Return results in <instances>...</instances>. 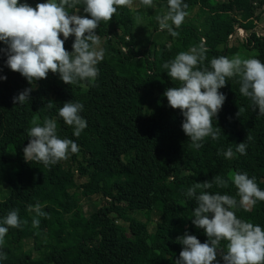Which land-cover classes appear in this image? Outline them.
Wrapping results in <instances>:
<instances>
[{"label":"trees","instance_id":"trees-1","mask_svg":"<svg viewBox=\"0 0 264 264\" xmlns=\"http://www.w3.org/2000/svg\"><path fill=\"white\" fill-rule=\"evenodd\" d=\"M19 2L35 7L45 0ZM156 3L167 14V0H153ZM182 4H187L188 15L179 28L172 25L179 35L166 29L167 41H151L143 50L138 47L130 6L118 7L110 21H101L95 31L103 40L104 58L97 64L94 81L68 85L58 73L49 72L46 79L29 83L7 66V45L0 41V77H6L0 78V226L8 227L3 221L11 211H17L20 219L19 228H8L0 246V255L7 258L0 264H178L184 248L178 237L187 233L201 243L208 239L193 224L197 204L187 196L190 187L204 182H213L212 188L197 189V195L207 191L234 197L237 218L264 229V201L246 208L232 182L234 174L246 173L264 190V115L241 94V77L226 78L219 89L225 100L212 119L214 130L221 129L219 138L205 137L196 148L182 129L183 114L170 107L164 95L180 82L163 67L203 40L208 51L198 68L211 70L213 58L232 59L230 35L238 28L246 33L240 51L250 55L242 59L264 63V34L254 29L264 0H182ZM195 9L196 16L189 20ZM69 11L91 18L82 0ZM73 41L74 36L65 40L68 51ZM25 89H31L29 100L14 103ZM65 102L83 105L79 114L87 127L79 137L73 135L74 126L59 116ZM45 119L56 122L59 138L79 146L77 153L69 152L67 159L48 166L26 161L23 154L29 130L43 126ZM240 142L246 144L244 155L236 152ZM229 149L231 158L225 156ZM216 177L226 185L215 184ZM76 178L83 182L78 184ZM81 188L102 194L106 203L84 215L79 209ZM36 204L46 217L36 216ZM119 205L157 215L148 246L141 243L147 224L121 213ZM33 218L40 219L38 227H33ZM26 238L32 239L37 256L24 248ZM226 244L221 241L214 264H224Z\"/></svg>","mask_w":264,"mask_h":264},{"label":"clouds","instance_id":"clouds-1","mask_svg":"<svg viewBox=\"0 0 264 264\" xmlns=\"http://www.w3.org/2000/svg\"><path fill=\"white\" fill-rule=\"evenodd\" d=\"M87 16L70 14L81 0H45L35 7L19 0H0V41L7 45V66L19 72L29 83L46 79L49 72L58 73L68 85L82 80L94 81L98 76L97 64L103 60V49L96 46L100 38L96 34L101 21L108 22L116 14L117 8L130 6L133 0H82ZM142 5L151 6L153 0H140ZM169 11L163 17H157L161 30L174 37L179 33L172 25L179 28L188 12L187 4L182 0H167ZM171 21V25L169 24ZM242 29V28H241ZM63 36V39L61 38ZM74 36L72 51L64 47L65 40ZM127 51V49H125ZM208 49L202 40L199 46L188 52H180L163 67L168 75L180 82L178 87L168 88L164 95L173 109H179L184 116L182 129L196 148L205 137L217 140L221 129L214 130L212 119L221 109L225 96L219 89L226 84V78L236 75L241 77L240 92L250 97L264 115V63L256 58L242 59L239 55L229 59L225 56L211 60V70L200 69L206 59ZM6 79V77H0ZM31 89H25L13 98L14 103L29 100ZM49 107H52L49 104ZM83 105L79 102H65L59 109V116L64 123L74 126L73 135L79 137L87 122L79 114ZM57 124L52 119H45L43 126L37 124L29 130V143L24 147L26 161L43 162L45 166L68 158L69 152L77 153L79 146L67 138L56 134ZM251 139V137H249ZM236 152L246 154V144H237ZM225 156L231 158L229 149ZM232 182L238 189L240 203L243 206L254 205L257 200L264 201L261 190L254 178L246 173H236ZM214 183L225 186L226 181L216 177ZM213 182L197 183L187 190L188 197H194L193 224L204 230L208 239L201 243L196 236L185 233L178 237L184 245L179 253L178 264H214L222 240L227 241L226 252L222 253L224 264H264V229L237 218L231 209L237 201L230 195L211 194L197 189H210ZM37 217H46L40 204L33 209ZM211 213V217L209 216ZM0 226V246L5 243L8 228H19L20 219L17 211H11ZM40 219L33 218V227H38ZM0 255V259H6Z\"/></svg>","mask_w":264,"mask_h":264},{"label":"rangeland","instance_id":"rangeland-1","mask_svg":"<svg viewBox=\"0 0 264 264\" xmlns=\"http://www.w3.org/2000/svg\"><path fill=\"white\" fill-rule=\"evenodd\" d=\"M130 8L133 10V19H134V31L138 37V47L140 49H145L148 47L149 43L151 41H156L157 44L160 42H165L166 40V32L164 30H161L159 27V21L157 20V17H163L166 15L165 9L163 6H159L157 3L152 4L151 6L142 5L140 3V0H133L132 4L130 5ZM196 9L192 12V14L188 17L189 20H192L196 16ZM77 15H83L81 12H75ZM157 26L158 31L153 33L154 26ZM255 31L259 34H264V12L261 13V16L259 20L255 23L254 27ZM243 30V29H242ZM154 34V35H153ZM245 31L243 30L242 33L237 30V32L232 35L230 38V45H231V51L233 57L239 55L241 58L244 56L249 57L250 55H246V53H243L240 51V44L242 42V39L245 35ZM102 43L103 40L100 38V44L96 46L98 49H102ZM232 57V58H233ZM117 104H122L120 101H115ZM77 183L81 184L83 182V179L76 178ZM111 181V180H110ZM5 184H3V187ZM79 194L81 197L79 209L84 215H89L93 211H95L97 208L102 206L106 203V198L100 193H93L92 191L88 189L81 188L79 190ZM246 208H249L251 210V205L246 206ZM118 210L122 213L131 215L133 217H136L139 220L144 221L147 224L146 231L141 236V243L148 246L150 242V238L153 232V228L155 226V222L157 220V215L149 210H141L136 207H129L126 205H119ZM234 211L235 215L237 213V209L233 208L231 209ZM125 228H127V224H122ZM24 248L30 249L33 251V255L37 256L39 253L33 248V241L31 238H26L24 241ZM218 252H221L218 250Z\"/></svg>","mask_w":264,"mask_h":264},{"label":"built area","instance_id":"built-area-1","mask_svg":"<svg viewBox=\"0 0 264 264\" xmlns=\"http://www.w3.org/2000/svg\"><path fill=\"white\" fill-rule=\"evenodd\" d=\"M237 30H239L240 33L243 32V30L241 28H238ZM232 37V35H230V38Z\"/></svg>","mask_w":264,"mask_h":264}]
</instances>
